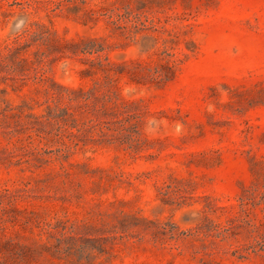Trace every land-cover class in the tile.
Here are the masks:
<instances>
[{
	"label": "rangeland",
	"instance_id": "rangeland-1",
	"mask_svg": "<svg viewBox=\"0 0 264 264\" xmlns=\"http://www.w3.org/2000/svg\"><path fill=\"white\" fill-rule=\"evenodd\" d=\"M0 264H264V0H0Z\"/></svg>",
	"mask_w": 264,
	"mask_h": 264
}]
</instances>
